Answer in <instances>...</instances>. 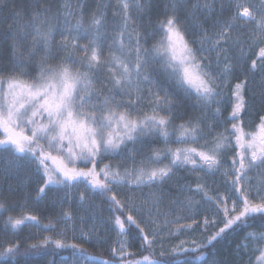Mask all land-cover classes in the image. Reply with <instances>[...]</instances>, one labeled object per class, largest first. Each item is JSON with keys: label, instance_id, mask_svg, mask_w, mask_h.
I'll use <instances>...</instances> for the list:
<instances>
[{"label": "snow or ice", "instance_id": "6c2138e0", "mask_svg": "<svg viewBox=\"0 0 264 264\" xmlns=\"http://www.w3.org/2000/svg\"><path fill=\"white\" fill-rule=\"evenodd\" d=\"M0 220V264H264V0H0Z\"/></svg>", "mask_w": 264, "mask_h": 264}, {"label": "rangeland", "instance_id": "374dc122", "mask_svg": "<svg viewBox=\"0 0 264 264\" xmlns=\"http://www.w3.org/2000/svg\"><path fill=\"white\" fill-rule=\"evenodd\" d=\"M13 214L14 215H18L19 214L18 210H17V212H15ZM30 234H32V235H38L36 233V230L34 228H24L23 231L19 233V236H20V238H25V237H27ZM47 234L48 233H44V235H47ZM112 239H113V241H115L116 237L113 236ZM94 250H97V249H94ZM98 250H100V249H98ZM100 251H102V250H100ZM130 251H135V248L130 249Z\"/></svg>", "mask_w": 264, "mask_h": 264}, {"label": "trees", "instance_id": "16d2710c", "mask_svg": "<svg viewBox=\"0 0 264 264\" xmlns=\"http://www.w3.org/2000/svg\"><path fill=\"white\" fill-rule=\"evenodd\" d=\"M4 218H6V217H4ZM0 223H2V220H0ZM241 235H242V233H241ZM236 240H239V237H236L235 238ZM89 251H90V253L91 254H95V255H107L106 253H104V252H102V251H100V250H94V249H92V248H90L89 249ZM64 255H67L68 253L67 252H65V253H63Z\"/></svg>", "mask_w": 264, "mask_h": 264}]
</instances>
